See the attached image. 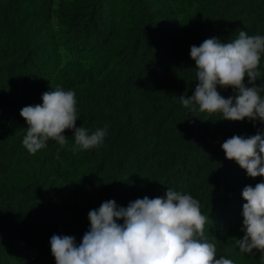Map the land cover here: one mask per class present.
Instances as JSON below:
<instances>
[{
  "label": "trees",
  "instance_id": "obj_1",
  "mask_svg": "<svg viewBox=\"0 0 264 264\" xmlns=\"http://www.w3.org/2000/svg\"><path fill=\"white\" fill-rule=\"evenodd\" d=\"M241 30L264 35V0H0V264H55L54 234L78 244L102 202L127 207L167 188L199 201L217 258L264 264V253L237 244L241 192L264 178H249L221 148L264 124L180 101L197 83L191 46L231 42ZM259 71L264 89V56ZM57 86L76 93V127H106L102 145L73 152L66 130L64 147L49 140L35 155L23 147L20 110Z\"/></svg>",
  "mask_w": 264,
  "mask_h": 264
},
{
  "label": "clouds",
  "instance_id": "obj_2",
  "mask_svg": "<svg viewBox=\"0 0 264 264\" xmlns=\"http://www.w3.org/2000/svg\"><path fill=\"white\" fill-rule=\"evenodd\" d=\"M262 56L264 35H248L243 30L231 42L213 37L191 46L197 83L190 97L180 95L182 105L209 115L219 113L222 120L264 124V89L257 85ZM218 88H231L234 95L225 98ZM41 100L19 112L27 126L22 145L29 154L44 149L49 140L64 147L66 130L73 131V152L103 144L106 127L91 134L83 126L76 127L79 118L73 90L57 86L44 92ZM221 148L225 158L238 164L249 178H264V132L258 130L247 138L233 135ZM241 196L246 202L239 251L264 253V182L246 185ZM207 219L197 199L171 188L163 197L145 196L127 207L108 200L89 211L90 228L78 244L74 236L54 234L51 254L55 264H235L233 259L217 258L216 244L204 234Z\"/></svg>",
  "mask_w": 264,
  "mask_h": 264
}]
</instances>
